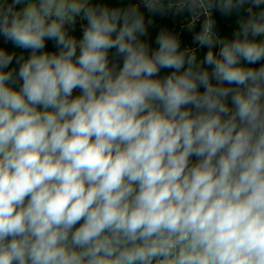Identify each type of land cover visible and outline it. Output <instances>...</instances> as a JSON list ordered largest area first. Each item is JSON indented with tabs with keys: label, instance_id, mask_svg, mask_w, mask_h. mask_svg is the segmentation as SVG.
Segmentation results:
<instances>
[{
	"label": "clouds",
	"instance_id": "obj_1",
	"mask_svg": "<svg viewBox=\"0 0 264 264\" xmlns=\"http://www.w3.org/2000/svg\"><path fill=\"white\" fill-rule=\"evenodd\" d=\"M0 264H264V0H0Z\"/></svg>",
	"mask_w": 264,
	"mask_h": 264
},
{
	"label": "trees",
	"instance_id": "obj_2",
	"mask_svg": "<svg viewBox=\"0 0 264 264\" xmlns=\"http://www.w3.org/2000/svg\"><path fill=\"white\" fill-rule=\"evenodd\" d=\"M113 2L115 3L116 0H113ZM180 18H173L171 16L168 17H157V23L161 26H168V27H174L177 30H179V25H180ZM223 26L225 28L226 31H230V25L228 24V22L226 20L222 21Z\"/></svg>",
	"mask_w": 264,
	"mask_h": 264
},
{
	"label": "built area",
	"instance_id": "obj_3",
	"mask_svg": "<svg viewBox=\"0 0 264 264\" xmlns=\"http://www.w3.org/2000/svg\"><path fill=\"white\" fill-rule=\"evenodd\" d=\"M179 28H180V25H179Z\"/></svg>",
	"mask_w": 264,
	"mask_h": 264
}]
</instances>
